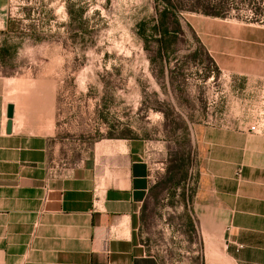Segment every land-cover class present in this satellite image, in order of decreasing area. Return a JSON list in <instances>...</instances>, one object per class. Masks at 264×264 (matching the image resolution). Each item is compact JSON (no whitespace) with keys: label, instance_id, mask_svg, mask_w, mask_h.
Returning <instances> with one entry per match:
<instances>
[{"label":"rangeland","instance_id":"obj_1","mask_svg":"<svg viewBox=\"0 0 264 264\" xmlns=\"http://www.w3.org/2000/svg\"><path fill=\"white\" fill-rule=\"evenodd\" d=\"M0 11L10 30L0 69L49 57L60 68L59 108L92 110L91 122L78 115V151L89 139L124 138L150 159L157 194L143 232L163 239L153 249L170 259L176 236H203L205 263L229 264L216 240L224 228L198 214L194 191L204 167L213 168L219 139L264 136V74L220 67L208 42L216 22L264 29V0H0ZM19 42L29 44L12 48ZM241 172L238 164L237 178ZM188 260L202 262L199 254Z\"/></svg>","mask_w":264,"mask_h":264},{"label":"crops","instance_id":"obj_2","mask_svg":"<svg viewBox=\"0 0 264 264\" xmlns=\"http://www.w3.org/2000/svg\"><path fill=\"white\" fill-rule=\"evenodd\" d=\"M6 23L0 11V46ZM212 36L208 47L220 67L264 74V29L216 22ZM13 60L0 69V264H189L198 254L206 264L203 236H176L170 259L153 249L162 238L145 236L143 216L158 176L137 143L100 136L78 151V115L91 122L92 110L59 108L60 68L51 58ZM227 139L212 150L213 168L201 171L198 214L224 228L216 240L229 264H264V136ZM177 189L188 194L186 185Z\"/></svg>","mask_w":264,"mask_h":264},{"label":"water","instance_id":"obj_3","mask_svg":"<svg viewBox=\"0 0 264 264\" xmlns=\"http://www.w3.org/2000/svg\"><path fill=\"white\" fill-rule=\"evenodd\" d=\"M7 116H8V120H7L6 130L10 131L11 125H12V116H13V104L12 103L8 104Z\"/></svg>","mask_w":264,"mask_h":264},{"label":"built area","instance_id":"obj_4","mask_svg":"<svg viewBox=\"0 0 264 264\" xmlns=\"http://www.w3.org/2000/svg\"><path fill=\"white\" fill-rule=\"evenodd\" d=\"M249 129L252 130V131H256L257 130V125L252 123L249 125Z\"/></svg>","mask_w":264,"mask_h":264}]
</instances>
